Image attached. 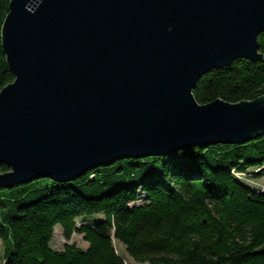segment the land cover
<instances>
[{
  "label": "water",
  "instance_id": "water-1",
  "mask_svg": "<svg viewBox=\"0 0 264 264\" xmlns=\"http://www.w3.org/2000/svg\"><path fill=\"white\" fill-rule=\"evenodd\" d=\"M261 33L264 0H10L0 187L264 135V95L192 93L209 70L262 60Z\"/></svg>",
  "mask_w": 264,
  "mask_h": 264
},
{
  "label": "trees",
  "instance_id": "trees-1",
  "mask_svg": "<svg viewBox=\"0 0 264 264\" xmlns=\"http://www.w3.org/2000/svg\"><path fill=\"white\" fill-rule=\"evenodd\" d=\"M9 1L0 0V90L14 79L1 45ZM257 40L262 60L239 58L206 72L192 90L198 103L264 95V33ZM250 168L264 179V135L118 158L68 181L0 187L2 264H124L114 242L141 264H264L256 253L264 244V190L239 178ZM98 214L103 218L76 225ZM56 226L67 240L81 234L87 248L53 249Z\"/></svg>",
  "mask_w": 264,
  "mask_h": 264
},
{
  "label": "rangeland",
  "instance_id": "rangeland-1",
  "mask_svg": "<svg viewBox=\"0 0 264 264\" xmlns=\"http://www.w3.org/2000/svg\"><path fill=\"white\" fill-rule=\"evenodd\" d=\"M254 173H255V169L250 168L246 172L245 176H239V178L242 180L243 183H247L251 187H256L260 190H264V179L253 177ZM85 218L77 219L76 225L79 227L81 224L93 223L94 221L103 218V215L98 214V215H93L91 217L86 216ZM71 243H74L83 249L87 248L88 246L87 242L84 241L83 236L81 234L73 233L71 238L67 240L63 236L60 226H56L54 228V234L50 242L51 247L56 250H61L63 249L65 244H71ZM114 246H115L117 253L124 259V264H141V263H137L133 261L132 258L128 256V254L125 251L124 246L121 243L114 242ZM2 262H3V246L0 242V264H2Z\"/></svg>",
  "mask_w": 264,
  "mask_h": 264
},
{
  "label": "built area",
  "instance_id": "built-area-1",
  "mask_svg": "<svg viewBox=\"0 0 264 264\" xmlns=\"http://www.w3.org/2000/svg\"><path fill=\"white\" fill-rule=\"evenodd\" d=\"M239 176H244V175H239Z\"/></svg>",
  "mask_w": 264,
  "mask_h": 264
}]
</instances>
